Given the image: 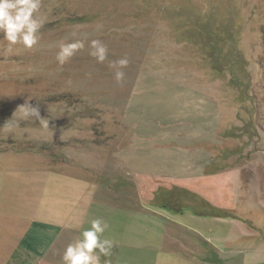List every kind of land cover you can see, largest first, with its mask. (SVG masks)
<instances>
[{
    "label": "rangeland",
    "instance_id": "rangeland-1",
    "mask_svg": "<svg viewBox=\"0 0 264 264\" xmlns=\"http://www.w3.org/2000/svg\"><path fill=\"white\" fill-rule=\"evenodd\" d=\"M38 16L32 49L9 53L0 37L2 210L15 213L11 179L72 172L71 158L82 176L132 181L139 170L121 150L145 137L147 200L133 198L142 186L114 188L133 195L118 202L130 226L152 228L148 258L172 249L164 264H264V0H41ZM85 37L58 65L59 44ZM93 39L107 45L102 64ZM121 57L118 83L109 62ZM25 100L48 127L30 118L9 133Z\"/></svg>",
    "mask_w": 264,
    "mask_h": 264
},
{
    "label": "crops",
    "instance_id": "crops-1",
    "mask_svg": "<svg viewBox=\"0 0 264 264\" xmlns=\"http://www.w3.org/2000/svg\"><path fill=\"white\" fill-rule=\"evenodd\" d=\"M126 121L128 122L127 119ZM138 144L142 145L139 149L144 150L142 160H140L141 150L138 148L136 149L138 151L134 152L138 156L132 158L134 151L132 145L121 150L128 153V156L122 158L124 164L128 163L127 168H132L133 164V168L139 170L135 172L136 177H133L132 181L124 178H99L90 174L82 176L77 172L81 170L77 165L81 164L79 160H73V158L70 160L72 166L69 165L70 169H74L72 172L67 171L60 176H48L44 179L30 177L11 179V182L14 181L10 182L11 184L20 187L16 188V194L13 192L14 188H11L12 191L10 189L17 199L15 203L14 196L10 194L12 201L9 207L11 210L15 209V213L11 214L13 217L2 210L3 206L0 202V264H63L61 257L66 246L79 236L80 228L77 226L88 228L90 221L95 218H102L108 223L109 227L104 236L115 241L111 257L102 256L101 264H105L106 260L108 264H164L167 262L170 254L175 250L165 249V258L164 255L159 254L150 255L148 258L147 235L152 228L145 225L141 228L140 224L136 228L131 227L130 205L118 203L123 200L131 201L133 195L115 194V185L120 181H126L124 185L142 186L136 190L139 192L135 193L133 198L142 197V200H147V181L154 176L148 175L143 166L145 163H141L148 161L146 138H140ZM68 147L79 152L82 149L76 144ZM95 150L96 147L92 151ZM136 158L138 160H133ZM35 186L41 189L39 193L34 192ZM3 189V187L0 188V190ZM36 190L38 191V188ZM116 213L125 217L126 220L118 222ZM132 215L140 220L138 213H132ZM131 229L136 230L138 234L135 241L130 236ZM153 250L155 249L149 246V251Z\"/></svg>",
    "mask_w": 264,
    "mask_h": 264
},
{
    "label": "clouds",
    "instance_id": "clouds-1",
    "mask_svg": "<svg viewBox=\"0 0 264 264\" xmlns=\"http://www.w3.org/2000/svg\"><path fill=\"white\" fill-rule=\"evenodd\" d=\"M41 9V0H0V37L7 42L6 51L11 53L13 46L20 45L24 49H32L39 43V32L44 25V19L38 16ZM75 35V34H74ZM85 39H75L70 42L60 43L56 52V61L61 67L66 64L79 51L85 48ZM88 54L97 63H104L108 58V48L101 40L93 39L88 42ZM128 58L121 57L109 62V67L116 69L114 77L119 83L124 78V72L119 70L128 66ZM19 115H16V113ZM15 125L4 123L9 133L13 127H19L20 121L36 118L48 127V121L40 117L37 106H32L25 100L13 112ZM80 228L79 236L69 243L63 254V264H101V257H111L115 241L106 238L104 233L108 229V223L102 218L90 221V227ZM105 264H108L107 260Z\"/></svg>",
    "mask_w": 264,
    "mask_h": 264
}]
</instances>
